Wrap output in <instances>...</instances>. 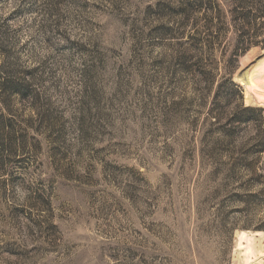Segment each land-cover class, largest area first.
I'll return each instance as SVG.
<instances>
[{
  "label": "rangeland",
  "instance_id": "374dc122",
  "mask_svg": "<svg viewBox=\"0 0 264 264\" xmlns=\"http://www.w3.org/2000/svg\"><path fill=\"white\" fill-rule=\"evenodd\" d=\"M181 4L0 0V78L27 88L0 102V264H264V208L243 217L201 168L215 93L179 64ZM263 51L233 75L262 109Z\"/></svg>",
  "mask_w": 264,
  "mask_h": 264
},
{
  "label": "trees",
  "instance_id": "16d2710c",
  "mask_svg": "<svg viewBox=\"0 0 264 264\" xmlns=\"http://www.w3.org/2000/svg\"><path fill=\"white\" fill-rule=\"evenodd\" d=\"M179 16L185 39L179 64L198 94L215 93L209 117L214 116L219 136L199 141L210 153L201 155L202 170L206 159L215 166L205 179L216 185V198L224 194L223 202L243 217H256L264 208V109L245 105L233 75L242 57L264 49V0H182ZM257 68L264 70V51ZM23 89L20 82L0 78V102L4 105L3 97L11 99ZM15 133L14 121L0 113V137L11 141ZM250 221L242 228L249 229Z\"/></svg>",
  "mask_w": 264,
  "mask_h": 264
},
{
  "label": "water",
  "instance_id": "95a60500",
  "mask_svg": "<svg viewBox=\"0 0 264 264\" xmlns=\"http://www.w3.org/2000/svg\"><path fill=\"white\" fill-rule=\"evenodd\" d=\"M244 76V72L238 73V75L233 79V82H236L237 80L241 81L242 79L246 80Z\"/></svg>",
  "mask_w": 264,
  "mask_h": 264
}]
</instances>
